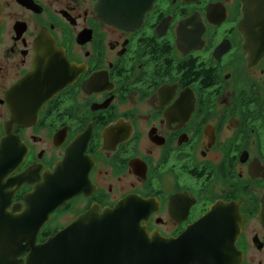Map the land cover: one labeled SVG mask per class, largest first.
Masks as SVG:
<instances>
[{"label": "flooded vegetation", "instance_id": "1", "mask_svg": "<svg viewBox=\"0 0 264 264\" xmlns=\"http://www.w3.org/2000/svg\"><path fill=\"white\" fill-rule=\"evenodd\" d=\"M100 7L0 0V264L124 202L163 239L207 217L232 234L224 264H264V57L241 0H154L134 29ZM63 247L61 264L119 260Z\"/></svg>", "mask_w": 264, "mask_h": 264}, {"label": "water", "instance_id": "2", "mask_svg": "<svg viewBox=\"0 0 264 264\" xmlns=\"http://www.w3.org/2000/svg\"><path fill=\"white\" fill-rule=\"evenodd\" d=\"M100 1L97 12L104 21L132 29L141 25L154 3V0ZM241 3L243 16L239 29L246 51L251 58L261 60L264 57V0H241ZM142 218L137 208L126 202L115 209L88 213L33 250L27 264H61L63 243L73 244L81 237L110 250L119 259L113 264H224L222 259L227 247L223 242L226 240L228 245L232 234L214 231L216 228L209 218H202L176 239L148 234L141 226Z\"/></svg>", "mask_w": 264, "mask_h": 264}]
</instances>
